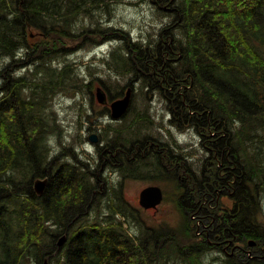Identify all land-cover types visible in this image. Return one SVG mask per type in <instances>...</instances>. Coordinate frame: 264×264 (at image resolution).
<instances>
[{
	"label": "trees",
	"instance_id": "1",
	"mask_svg": "<svg viewBox=\"0 0 264 264\" xmlns=\"http://www.w3.org/2000/svg\"><path fill=\"white\" fill-rule=\"evenodd\" d=\"M111 1L0 0V57L26 67L0 76V264H264V0H177V7L168 6L171 0H156L160 8H170L172 24L154 43L138 45L124 36L122 52H111L115 71L139 74L144 86L158 91L167 102L170 125L194 129L213 163L190 174L176 157L163 158L160 150L168 154L170 149L160 142L159 152L144 162L142 145L138 150L136 144L127 149L119 144L134 140L123 135L138 136L110 129L122 137L97 148L101 164L105 157L116 164V169L104 168L120 172L122 179L143 178L146 170L164 174L179 212V224L168 227L145 226L124 199L122 182L111 185L106 196L105 189L101 193L102 166L92 172L68 157L55 166L57 155L48 150L47 136L54 130L46 112L49 102L72 81L71 64L59 68L53 58L86 38L95 43L97 36L119 34L98 24L71 33L79 17L108 11ZM137 123L143 128L152 123L147 110L124 129L134 131ZM172 162V170L162 173ZM35 177L48 178L40 196L32 186ZM214 185L222 186L221 195L231 204L206 232L196 229L192 204L208 191L205 206H224L220 199L216 203ZM90 210L95 217L84 221ZM121 217L138 222L140 235L129 232ZM233 233L238 243L246 241L243 248L231 250ZM63 234L68 242L58 248ZM252 240L255 245L249 246ZM244 248L256 250L255 255ZM208 251L218 254L208 260Z\"/></svg>",
	"mask_w": 264,
	"mask_h": 264
},
{
	"label": "rangeland",
	"instance_id": "2",
	"mask_svg": "<svg viewBox=\"0 0 264 264\" xmlns=\"http://www.w3.org/2000/svg\"><path fill=\"white\" fill-rule=\"evenodd\" d=\"M168 6L177 7V0H171ZM189 6H192L191 2L186 4V7ZM107 7L108 11L105 9L93 10L91 8L90 10L94 12L93 16L79 17L73 28L74 32L71 31V33L78 34L86 31V26L98 24L100 27L119 31V34L97 36L95 43H92L91 39L86 38L72 50L66 52L59 49L56 57L53 58L55 61L54 65H57L59 68L65 63L71 64L70 72L72 74L70 86H66L64 89L53 94L49 102L50 106L46 111L50 114L48 117L49 123L54 125V130L47 136V142L48 150L53 152L51 157L54 154L57 155L55 166L62 164L68 157L74 164H78L80 160L92 172H94L95 168H100L97 148L104 146L107 142H116L117 138L115 135L122 136V132L115 130L111 132L110 129L112 127L122 128L123 134L131 133L138 136L136 139L147 135L152 136L162 146L170 149L167 155L170 154L176 157V159H173L174 161L183 162L185 166L187 165L188 169L190 168V174L193 171H201L202 164L210 166L212 161L208 160L209 151L200 144V135L191 127L178 129L170 125L168 121L169 113L166 107L167 102H165V99H163L165 103L163 102V97L161 98L158 91L150 90L144 86L140 81L139 74L117 73L112 64L111 52L115 49H121L122 52V37L126 36L131 43L137 42L138 45H143L148 41L154 43L158 39L161 29L166 25L172 24L173 15H167L170 13V8H160L156 0H113L109 2ZM175 31L177 32V30ZM99 33H102V31ZM75 44L67 45L66 48L72 47ZM136 46L133 45V47ZM102 52L109 53L108 59H105V57L100 58L99 55L95 56L96 53ZM18 58L23 60L24 55ZM11 61L8 57H0V76L2 71L5 75H13L19 70L25 71L26 67L22 65L16 66ZM4 66L5 68L7 67L6 71ZM127 84L132 87L129 110L120 118L121 121L120 119L113 120L107 111L109 109L96 100V88L102 87L107 97L114 99L123 96V90ZM122 87L124 88L122 89ZM143 110H147L152 123L145 128H143V124L137 123L133 126L134 131H126L124 129L125 126L135 122L136 113ZM86 113L89 116L86 117ZM91 133L96 134L97 143H93L88 139ZM123 137L135 140L134 136L123 135ZM124 142L122 144L128 148L129 143L127 141ZM253 146H255V141ZM163 158L167 160L166 156H163ZM146 161L150 162L151 160H144V162ZM173 164L175 163L163 165L162 173L165 171L170 172ZM147 171L151 173L147 174ZM100 174L104 176L107 182L104 192L105 196L110 192L111 185L119 186L120 182H122L124 199L138 210L139 219L145 226L157 227V223L159 224L160 222H166L170 226H177L179 224V212L172 204L174 200L171 198L173 188L166 180L164 174H156L153 170H146L144 174L147 176L143 178H127L122 179V181L120 172L118 171L101 168ZM207 180L209 181V179ZM210 183H214V180ZM150 184L160 186L165 192L166 200L163 199L156 209L144 210L139 206L138 195L142 188ZM221 187L214 185V191L217 193L216 203L220 199L223 204L226 202L224 206L218 205L217 208L205 206L211 197L208 191L202 192L200 201L197 199L192 204V210H194L193 217L197 220L196 229L208 232L207 228L209 226L213 228L212 222L219 221L223 215L222 213L230 206L228 204H231V200H227L225 195H221L223 194ZM100 190L103 191L102 188ZM261 209L264 215V196L261 200ZM87 214L88 216L85 217L84 221H91L95 217L94 210H90ZM121 218L129 232L140 235L141 226L138 222L126 221L123 217ZM67 242L68 238L63 245H56L58 248H64ZM245 244L246 241L238 243L237 239L233 242V246H236V248L239 246L243 248ZM244 249L250 257L255 255L253 252L256 250H252L251 248ZM207 253L209 254L208 260L218 254L211 251ZM220 253L223 258H227L228 253H223L222 251Z\"/></svg>",
	"mask_w": 264,
	"mask_h": 264
},
{
	"label": "water",
	"instance_id": "3",
	"mask_svg": "<svg viewBox=\"0 0 264 264\" xmlns=\"http://www.w3.org/2000/svg\"><path fill=\"white\" fill-rule=\"evenodd\" d=\"M96 99L101 104H108L110 116L113 119H118L125 115L127 112L132 98V87L128 86L123 92V96L116 99L107 101V96L102 87L96 88L95 91ZM89 140L91 142L97 141L96 134H90ZM47 184V178H37L33 181V189L37 195H41L44 192L45 185ZM163 199L162 188L158 185H148L142 188L139 192L138 203L143 209L153 208L156 209L158 204L161 203ZM67 236L63 234L58 239V245H62L65 242ZM254 241H249V245H254ZM44 264H48L47 261H44Z\"/></svg>",
	"mask_w": 264,
	"mask_h": 264
},
{
	"label": "flooded vegetation",
	"instance_id": "4",
	"mask_svg": "<svg viewBox=\"0 0 264 264\" xmlns=\"http://www.w3.org/2000/svg\"><path fill=\"white\" fill-rule=\"evenodd\" d=\"M122 118V117H121ZM120 119V118H119ZM116 120H118V119H116ZM120 121H121V119H120ZM122 137V136H121ZM142 137H145V138H143V139H141ZM141 138H139V139H136V140H141L140 142H138V143H136V140H133L132 142H131V144H129V147L128 148H131L133 145L132 144H136V146L138 147L137 149L138 150H140V149H142L143 148V151L145 150V157H147L146 159H148L149 157L152 159L153 157H155V153L157 154L158 152H157V140H154L155 138H153L152 136H150V135H147V136H142ZM97 142H98V139H97ZM120 146H122V141H120ZM153 144L156 146L154 149H153ZM140 145H142V148H140ZM124 146V145H123ZM125 147V146H124ZM164 147V146H163ZM126 148V147H125ZM127 149V148H126ZM166 149V148H165ZM109 150V151H108ZM107 150V152H110L111 150L110 149H108ZM168 151V150H167ZM167 151H165L164 150V148L163 149H161L160 150V152H163V155L164 156H166L167 157ZM135 158H137V157H135ZM99 159H100V167L101 168H104L105 166H106V168L108 167V165L110 166V165H112L113 167H114V169H116L118 166L116 165V164H110L111 162L105 157V159H104V163L103 164H101V158L99 157ZM134 159V158H133ZM124 165V159L122 158V166ZM121 175V174H120ZM47 178V177H46ZM121 179H122V177H121ZM107 182H106V180L104 179L103 180V191H101V193H103L104 192V189H105V187L107 186V184H106ZM47 184H48V178H47ZM47 184L45 185V188L47 187ZM44 191H45V189H44ZM90 207V206H89ZM148 210V209H147ZM87 213V212H86ZM79 216V214H77V217ZM163 226H165V227H168L169 225L166 223V222H160ZM159 223V224H160ZM159 224L157 223V227L159 226ZM165 232H166V229H164V228H162V229H160V234L161 235H164L165 234ZM232 238L234 239V240H236L237 239V233H233L232 234ZM233 247H236V246H233V242H231V250L233 251ZM43 261H45V260H43ZM43 264H44V262H43Z\"/></svg>",
	"mask_w": 264,
	"mask_h": 264
},
{
	"label": "bare ground",
	"instance_id": "5",
	"mask_svg": "<svg viewBox=\"0 0 264 264\" xmlns=\"http://www.w3.org/2000/svg\"><path fill=\"white\" fill-rule=\"evenodd\" d=\"M66 239H67V238H66ZM63 244H64V242H63ZM63 244H62V245H63ZM254 244H255V243H254ZM57 245H58V241H57ZM58 246H61V245H58Z\"/></svg>",
	"mask_w": 264,
	"mask_h": 264
}]
</instances>
